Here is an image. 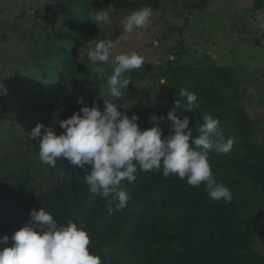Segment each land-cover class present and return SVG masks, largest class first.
Here are the masks:
<instances>
[{
	"label": "trees",
	"instance_id": "trees-1",
	"mask_svg": "<svg viewBox=\"0 0 264 264\" xmlns=\"http://www.w3.org/2000/svg\"><path fill=\"white\" fill-rule=\"evenodd\" d=\"M54 1L66 17V41L70 43L75 33L96 39L110 31L109 25L101 29L91 19L101 9L114 5L115 12L126 13L150 6L153 12H159L166 0ZM210 3L211 0H186L185 9L192 16L207 10ZM263 10L264 0H254L253 13ZM188 21L189 18L186 25ZM46 54H58L64 61L57 74L68 91L45 104L43 121L60 135L65 131L59 126L60 120H67L82 107H92L95 101L103 111V79L73 51L47 50ZM177 55L179 59L187 55L184 39ZM161 73L169 86L166 103L154 100L140 112H127L123 104L114 103L129 118L138 116L142 131L155 127L150 122L152 115L163 117V139L171 134L167 116L174 101L186 103L180 91L194 93L198 107L193 113L178 109L177 115L189 117L193 138L199 135L195 126L203 123L207 113L219 119L225 141L234 140L228 154L215 149L208 153L214 178L230 190L231 203L212 200L203 184L192 187L186 179L165 178L162 169L143 172L138 165L136 180L122 182L121 187L131 197L122 211H115L111 198L90 193L82 183L84 169L78 168L45 190L35 189L29 172L12 180L0 172V238L9 237V244L0 248L11 247V236L30 222L31 211L44 208L59 226H65L68 220L83 223L91 240L90 253L100 256L102 264H264V253L255 247L264 214V138L258 136L259 128L248 112L251 98L234 67L216 63L209 54L188 64L169 61L161 67ZM81 98L84 105L77 103ZM28 143L39 147L40 141L31 139ZM109 207L113 209L111 214Z\"/></svg>",
	"mask_w": 264,
	"mask_h": 264
},
{
	"label": "rangeland",
	"instance_id": "rangeland-1",
	"mask_svg": "<svg viewBox=\"0 0 264 264\" xmlns=\"http://www.w3.org/2000/svg\"><path fill=\"white\" fill-rule=\"evenodd\" d=\"M253 3L211 0L207 10L191 16L185 9L186 0H166L159 12H153L148 25L131 34L124 33L122 27L131 12H115L110 31L96 38L112 40L120 33L114 40L112 59L98 65L105 70L101 90L106 93L107 78L116 66L115 55L138 53L145 64L124 74L132 82L116 101L127 112H140L154 100L168 101L169 86L161 67L173 60L192 63L209 54L216 63L234 67L252 100L248 112L259 128L258 136L264 138V30L256 26V17L264 15V10L254 14ZM67 33L66 17L54 0H0V172L11 180L29 172L37 190L52 187L56 180L79 168L62 157L57 159L56 168L44 165L39 161V147L28 143V134L43 124L45 104L68 91L57 74L63 59L46 51H73L79 59V51L94 40L75 33L68 43ZM183 39L187 55L179 59ZM84 63H88L87 56ZM103 97L111 99L107 94ZM255 247L264 253V214Z\"/></svg>",
	"mask_w": 264,
	"mask_h": 264
},
{
	"label": "clouds",
	"instance_id": "clouds-1",
	"mask_svg": "<svg viewBox=\"0 0 264 264\" xmlns=\"http://www.w3.org/2000/svg\"><path fill=\"white\" fill-rule=\"evenodd\" d=\"M114 13L115 7L110 5L91 19L103 29L112 23ZM152 16L150 6L131 12L122 21L123 32L131 34L144 28ZM256 26L264 30V15H257ZM115 47L116 43L110 39L91 40L79 51V60L84 62L87 56L86 64L91 72L104 79L105 70L98 65L109 63ZM114 63L116 66L107 78L106 93L100 90L103 111L94 101L92 107L84 106L67 120H60L59 126L64 133L57 135L51 128L37 124L28 134L31 139L40 141L39 161L56 168L57 159L62 157L71 165L84 169L86 175L82 177V183L94 197L111 198L115 211H122L131 199L121 185L124 181L132 183L136 180L137 165L143 172L162 169L165 178L177 176L186 179L192 187L203 184L212 200L231 203L230 190L216 181L208 161L211 150L228 154L234 145L232 138L225 141L219 119L205 113L203 123L195 126L199 135L193 138L189 117L181 118L177 110L193 113L198 107V97L181 90L179 95L186 98V103L176 99L167 116L171 134L162 139L160 123L164 118L155 115L150 117L155 127L142 131L139 117L129 118L118 110L120 105L114 101L122 99L132 82L124 78V74L143 68L145 60L133 51L115 55ZM105 94L111 99H103ZM77 103L84 105L85 101L81 98ZM108 211L113 213L111 207ZM30 217V222L11 236V247L0 248V264H102L100 256L90 253L91 240L83 223L78 225L68 220L65 226H59L44 208L33 209ZM7 244L9 237L5 235L0 238V245Z\"/></svg>",
	"mask_w": 264,
	"mask_h": 264
}]
</instances>
